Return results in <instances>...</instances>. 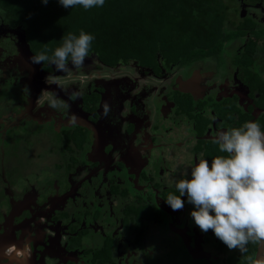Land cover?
Returning <instances> with one entry per match:
<instances>
[{"label": "flooded vegetation", "instance_id": "af4514ba", "mask_svg": "<svg viewBox=\"0 0 264 264\" xmlns=\"http://www.w3.org/2000/svg\"><path fill=\"white\" fill-rule=\"evenodd\" d=\"M237 2L264 28V0ZM248 36L145 67L89 55L65 72L33 64L24 26L0 16V264H264V246L230 250L195 225L187 196L177 211L165 199L225 155L220 131L264 130V32L250 72Z\"/></svg>", "mask_w": 264, "mask_h": 264}, {"label": "trees", "instance_id": "16d2710c", "mask_svg": "<svg viewBox=\"0 0 264 264\" xmlns=\"http://www.w3.org/2000/svg\"><path fill=\"white\" fill-rule=\"evenodd\" d=\"M234 1L105 0L103 7L84 10L64 8L58 0H0V16L23 25L36 52L48 55L62 44V37L84 30L95 37L89 55L100 66L133 61L145 67L157 57L168 63L216 54L225 39L249 33L242 55L250 72L253 41L264 28L252 16L238 15ZM230 11L236 13L235 20Z\"/></svg>", "mask_w": 264, "mask_h": 264}, {"label": "clouds", "instance_id": "9594fccd", "mask_svg": "<svg viewBox=\"0 0 264 264\" xmlns=\"http://www.w3.org/2000/svg\"><path fill=\"white\" fill-rule=\"evenodd\" d=\"M46 4L48 0H43ZM64 8L84 10L103 7L105 0H58ZM95 37L81 30L69 33L51 55L40 52L30 60L33 64L49 62L59 71H68L69 63L82 67L89 57ZM47 82V81H46ZM56 107V103H51ZM214 144L225 155L215 156L209 164L201 158L191 166V179L181 174L174 187L176 193L167 195L166 203L173 211L181 210L187 201L194 205L191 217L202 231L211 230L230 250L247 251L249 243L264 246V130L258 122L246 121L230 127L214 137ZM249 260L251 264L257 261Z\"/></svg>", "mask_w": 264, "mask_h": 264}, {"label": "rangeland", "instance_id": "374dc122", "mask_svg": "<svg viewBox=\"0 0 264 264\" xmlns=\"http://www.w3.org/2000/svg\"><path fill=\"white\" fill-rule=\"evenodd\" d=\"M225 1H226V2H229V0H225ZM230 14L232 15L233 12H231ZM228 16H229V15H228ZM202 63H204V62L201 61V64H202ZM208 65H209L210 68H214V67H216V65L214 64V62H213V63L210 62V63H208ZM215 69H216V68H215ZM215 69H213V70H215ZM72 84H74V83H72ZM67 85H71V84H65V85H63V87H66ZM147 91H148V90H147ZM23 170H24L23 172H25V173L28 172V171L30 172V169H29V168H27V169H23ZM23 172H22V173H23ZM22 175H23V174H22ZM236 250H237V249H236Z\"/></svg>", "mask_w": 264, "mask_h": 264}, {"label": "water", "instance_id": "95a60500", "mask_svg": "<svg viewBox=\"0 0 264 264\" xmlns=\"http://www.w3.org/2000/svg\"><path fill=\"white\" fill-rule=\"evenodd\" d=\"M93 57H95V56H93ZM96 58V57H95Z\"/></svg>", "mask_w": 264, "mask_h": 264}]
</instances>
